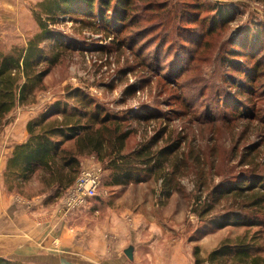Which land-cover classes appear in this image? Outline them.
Segmentation results:
<instances>
[{
  "label": "rangeland",
  "instance_id": "374dc122",
  "mask_svg": "<svg viewBox=\"0 0 264 264\" xmlns=\"http://www.w3.org/2000/svg\"><path fill=\"white\" fill-rule=\"evenodd\" d=\"M40 1L15 0L12 13H0V51L26 47L40 31L32 13ZM156 1L165 2V9L142 14L135 26L115 25L114 33L74 21L59 25L58 30L76 49L66 52L53 67L35 102L13 110L8 125L0 130L2 153L9 147L8 131L12 127L24 121L27 128L32 119L63 100L68 91L81 89L108 112L123 116L125 129L130 126L134 130L125 152L159 133L165 134L160 145L166 144L167 138L169 142H184L195 169L206 174L205 187L197 186L198 176L185 178L181 190L162 205L158 201L159 181L111 186L107 184L110 172L105 170L99 197L67 214L71 231L102 240V244H96L107 243L105 251L110 257L101 264H116L118 256L129 263L124 251L130 246L140 254L142 264H153L156 257L163 260L162 264H195L196 246L205 257L224 239H235L246 232L264 243V212L258 213L260 227L220 228L206 218L201 221L192 211L195 198L200 196L203 202L221 182L236 177L238 182L251 174L264 177V0ZM205 1L233 4V21L205 30L210 23L203 19L210 11L193 15L197 7L190 6ZM234 43L240 53L232 57L228 52ZM239 44L246 48L253 45L251 56L247 58V51ZM259 68L262 74L258 78ZM241 72L255 76L254 87L239 84L237 76ZM66 100L71 107L77 105L75 100ZM148 112L159 114L158 119L137 120ZM92 157L105 169L106 163L93 154L81 157V164L92 163ZM5 188L15 198L58 201L46 197L48 191L39 175L20 188L14 184L13 191L7 185ZM223 204L226 209H239L243 202L237 200L233 205L228 199ZM223 210L220 203L211 215L222 214ZM121 220L126 228H122ZM100 245L95 246L100 249Z\"/></svg>",
  "mask_w": 264,
  "mask_h": 264
},
{
  "label": "trees",
  "instance_id": "16d2710c",
  "mask_svg": "<svg viewBox=\"0 0 264 264\" xmlns=\"http://www.w3.org/2000/svg\"><path fill=\"white\" fill-rule=\"evenodd\" d=\"M165 6V2L156 0L38 2L32 13L40 25V31L30 38L26 47H14L5 53L0 51V130L8 125L7 118L13 110L35 102L37 92L43 88L45 78L53 67L60 63L66 52L76 49L58 30L59 25L74 21L92 29L114 33L115 25L124 28L135 26L142 19V14L156 13L164 10ZM190 6L197 7L192 11L193 15L210 11L203 19L206 24L210 23V27L205 29L207 31L227 25L235 17L233 13L236 7L226 2L205 1ZM239 45L247 51L244 52L247 58L251 56L249 52L253 45L247 48ZM238 52L240 48L234 43L228 54L234 57ZM261 74L259 68L256 75L259 78ZM254 77L241 72L237 79L239 84L254 87ZM235 86L240 87L237 83ZM66 99L77 101V105L71 107ZM157 115L149 113L136 117L141 122L158 119ZM123 123V116L108 112L81 89L68 91L63 100L54 102L28 123L27 140L16 145L9 156L4 172L5 185L9 186V191H13L14 184L20 188L39 175L43 187L48 191L46 197L58 200L55 204H59L79 176L81 157L93 154L106 163L105 170L110 172L108 185L126 187L151 179L159 181L158 201L162 205L181 190V182L185 178L198 176L197 186H206L205 172L195 169L192 155H186L183 141L169 142L167 138L166 144L160 145L165 134L159 133L125 152L134 130L130 126L125 129ZM97 197L99 194L94 199ZM228 199L233 201V205L237 200L242 201L240 210L226 209L223 201ZM220 203L224 206L222 214L211 215ZM192 211L201 221L206 218L205 221L211 225L218 224L220 228L260 227L262 222L258 213L264 212V177L251 174L242 176L238 182L237 177L234 181L221 182L210 190L203 202L197 196ZM262 243V238L246 232L235 239H224L205 257L201 248L196 246L193 252L195 264H264ZM0 264L28 263L0 257Z\"/></svg>",
  "mask_w": 264,
  "mask_h": 264
},
{
  "label": "crops",
  "instance_id": "0c3cea01",
  "mask_svg": "<svg viewBox=\"0 0 264 264\" xmlns=\"http://www.w3.org/2000/svg\"><path fill=\"white\" fill-rule=\"evenodd\" d=\"M14 2L0 0V13H12L16 7ZM26 129L24 121L12 127L8 131L9 147L0 151V257L30 264H101L108 261L107 243L100 245L102 240L82 235L81 231H71L67 215L60 211V203H46L42 197L15 198L5 188L4 172L9 156L16 145L27 140ZM119 222L126 228V223ZM97 241L100 244H96ZM116 258V264H142L143 261L137 250L134 261L129 263L122 262L120 256ZM152 262L162 264L163 260L156 257Z\"/></svg>",
  "mask_w": 264,
  "mask_h": 264
},
{
  "label": "built area",
  "instance_id": "2783aa9c",
  "mask_svg": "<svg viewBox=\"0 0 264 264\" xmlns=\"http://www.w3.org/2000/svg\"><path fill=\"white\" fill-rule=\"evenodd\" d=\"M91 160L90 164H81L79 176L60 201V211L64 215L84 207L101 189L105 169L95 157Z\"/></svg>",
  "mask_w": 264,
  "mask_h": 264
},
{
  "label": "water",
  "instance_id": "95a60500",
  "mask_svg": "<svg viewBox=\"0 0 264 264\" xmlns=\"http://www.w3.org/2000/svg\"><path fill=\"white\" fill-rule=\"evenodd\" d=\"M125 255L128 259L133 260L134 259V247L130 246L124 251Z\"/></svg>",
  "mask_w": 264,
  "mask_h": 264
}]
</instances>
